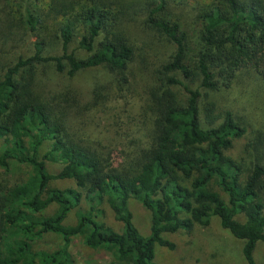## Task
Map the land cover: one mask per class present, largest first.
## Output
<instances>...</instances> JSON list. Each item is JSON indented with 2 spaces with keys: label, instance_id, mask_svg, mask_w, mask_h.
I'll use <instances>...</instances> for the list:
<instances>
[{
  "label": "trees",
  "instance_id": "obj_1",
  "mask_svg": "<svg viewBox=\"0 0 264 264\" xmlns=\"http://www.w3.org/2000/svg\"><path fill=\"white\" fill-rule=\"evenodd\" d=\"M15 1L25 10L0 0V27L19 20L38 39L16 60L0 63V169L29 168L25 180L0 184V264H76L75 238L109 252L110 264H156V243L175 248L164 233L209 226L213 215L244 240L246 262L256 264L254 250L264 240L262 153L250 151L248 162L228 154L246 135V121L210 93L230 88L242 71L264 83V0ZM136 16L173 49L154 70L151 128L145 120L126 159L114 162L109 150L76 134L75 120L73 130L76 96L42 97L40 81L46 67L72 76L101 66L128 80ZM48 162L60 164L59 171L49 172ZM57 179H72L77 188L52 186ZM132 198L151 212L149 236L133 221ZM105 205L121 231L101 217ZM47 235L61 244L39 247Z\"/></svg>",
  "mask_w": 264,
  "mask_h": 264
},
{
  "label": "rangeland",
  "instance_id": "obj_2",
  "mask_svg": "<svg viewBox=\"0 0 264 264\" xmlns=\"http://www.w3.org/2000/svg\"><path fill=\"white\" fill-rule=\"evenodd\" d=\"M18 6L19 4L15 0ZM4 2H0V8ZM193 2L191 12L195 10ZM21 11L25 6H19ZM187 21L188 12L179 8ZM138 17V18H137ZM132 24L136 50L135 61L131 64L126 79H117L116 75L101 66L82 70L72 76L57 73L53 68L46 67L41 77L42 84L39 93L42 97L51 93L69 94L76 96L77 105L72 108L71 124L75 120V129H81L78 136L93 139L95 144L110 151L114 162H122L133 147V137H141L145 120L149 128L153 123V113L147 109L149 90L155 81V68L165 60L172 45L165 40L156 39L154 30L146 29L142 17L136 16ZM193 23V18L189 20ZM25 24L17 20L16 24L0 27V63L14 61L20 53H24L38 38L31 35ZM192 25H190L191 27ZM44 33V31H43ZM156 37V36H155ZM100 88L98 102L95 103L94 90ZM184 96L183 88L178 87ZM210 98L217 101L222 108H231L246 121L248 131L245 136L235 140L228 154L236 159L244 158L249 161V152L258 150L264 161V83L254 72H239L230 88L222 89ZM49 99V97H48ZM204 101V100H203ZM202 101V104H203ZM75 109L78 115L75 117ZM145 112V114H144ZM74 130V128H73ZM139 130V131H138ZM46 149L43 150V152ZM61 165L48 162L49 172L59 171ZM29 176V168L15 165L10 171L0 169V184L12 185L14 182L25 180ZM51 185L58 188H77L72 179H57ZM220 194L228 199V195L214 185ZM1 204V202H0ZM134 214L133 221L140 233L149 236L151 232V212L136 199L129 201ZM106 223L121 231L123 225L115 220L112 209L103 206ZM73 211L67 223L76 221ZM100 216V213H98ZM245 220L242 215L237 217ZM164 237L175 244V248L156 243V264H247L243 246L244 240L235 237L221 224L220 217L213 215L209 226L196 224L191 231L179 230L164 233ZM61 244L58 236L47 235L39 247L52 249ZM72 253L76 264H110L112 256L103 249L86 246L81 239L75 238L72 243ZM256 264H264V240L259 241L254 250Z\"/></svg>",
  "mask_w": 264,
  "mask_h": 264
}]
</instances>
